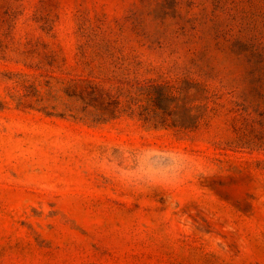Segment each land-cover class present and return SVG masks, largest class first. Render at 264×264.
Masks as SVG:
<instances>
[{
	"label": "rangeland",
	"instance_id": "1",
	"mask_svg": "<svg viewBox=\"0 0 264 264\" xmlns=\"http://www.w3.org/2000/svg\"><path fill=\"white\" fill-rule=\"evenodd\" d=\"M0 264H264V0H0Z\"/></svg>",
	"mask_w": 264,
	"mask_h": 264
}]
</instances>
